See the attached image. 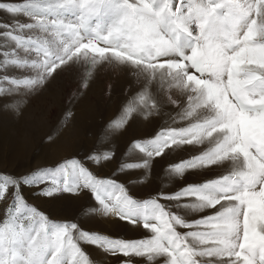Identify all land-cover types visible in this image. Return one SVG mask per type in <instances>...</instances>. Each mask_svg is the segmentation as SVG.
<instances>
[{"label":"snow or ice","instance_id":"obj_1","mask_svg":"<svg viewBox=\"0 0 264 264\" xmlns=\"http://www.w3.org/2000/svg\"><path fill=\"white\" fill-rule=\"evenodd\" d=\"M0 12L10 18L0 20V81L6 85L0 95L38 93L74 65L82 78L109 66L129 75L122 115L106 125L113 134L126 130L134 115L185 125L134 141L142 163L123 167L150 170L166 150L193 147L187 159L168 165L172 176L221 170L142 202L131 192L113 201L115 178L96 179L85 166L110 160L114 151L20 175L0 173V264H101L81 243L118 264H136L135 258L144 264H264V0H0ZM25 103L13 100L3 108L19 115ZM49 177L50 186L33 196L90 193V220L142 226L151 236L111 238L84 230L79 214L76 222L50 223L21 191Z\"/></svg>","mask_w":264,"mask_h":264},{"label":"rangeland","instance_id":"obj_2","mask_svg":"<svg viewBox=\"0 0 264 264\" xmlns=\"http://www.w3.org/2000/svg\"><path fill=\"white\" fill-rule=\"evenodd\" d=\"M19 19L25 18L20 16ZM0 20L9 21L10 18L0 12ZM83 76V71H76L74 65L71 70L56 75L38 93H27L22 89L14 96L0 95V173L20 175L38 167H56L55 162L62 163L70 159L84 161L87 153L102 155L105 151H114L110 160L102 161L99 165L84 161L85 166L96 179L115 178L118 187L110 191L113 201L131 192L133 198L141 202L152 195H171L188 184L216 178L220 169L189 171L183 178L169 173L168 165L187 159L195 150L193 147L166 150L167 154L163 159H154L150 170L123 167L142 163L143 153L132 146L134 141L152 139L157 132L167 127L185 125L179 120L173 124L165 116L144 120L140 115H134L126 130L113 134L106 125L122 115L129 75L104 66L94 70L91 76L82 78ZM3 86L6 85L0 81V87ZM149 91L155 94L154 90ZM13 100L26 101L19 115L11 108H3L4 104ZM167 111L169 109H165ZM51 179L53 177L47 178V182L39 186L21 185L26 202L45 211L50 223L76 222L79 214L80 226L84 230H100L110 234L111 238L140 239L151 236V232L142 226L126 228L119 223H95L90 220L89 217L93 214L89 205L95 203L90 193L80 197L63 194L56 200L32 195L38 188L50 186ZM56 179H62V176ZM120 185L124 186V193L120 192ZM160 202L170 203L163 199ZM187 202L189 201L181 200L182 204ZM4 208L5 203H0V219ZM80 246L101 264H118L116 258L102 253L95 246L84 243ZM135 260L136 264H144L141 258Z\"/></svg>","mask_w":264,"mask_h":264}]
</instances>
